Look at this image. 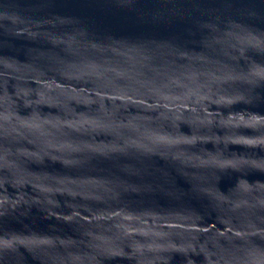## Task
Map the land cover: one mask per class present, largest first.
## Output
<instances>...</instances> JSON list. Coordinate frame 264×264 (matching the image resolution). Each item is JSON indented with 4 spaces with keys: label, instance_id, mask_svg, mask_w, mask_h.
Listing matches in <instances>:
<instances>
[{
    "label": "water",
    "instance_id": "1",
    "mask_svg": "<svg viewBox=\"0 0 264 264\" xmlns=\"http://www.w3.org/2000/svg\"><path fill=\"white\" fill-rule=\"evenodd\" d=\"M0 264H264V0H0Z\"/></svg>",
    "mask_w": 264,
    "mask_h": 264
}]
</instances>
